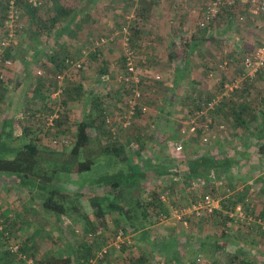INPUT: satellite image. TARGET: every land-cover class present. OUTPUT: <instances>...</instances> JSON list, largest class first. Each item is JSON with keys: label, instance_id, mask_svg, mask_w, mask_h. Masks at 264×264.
Listing matches in <instances>:
<instances>
[{"label": "rangeland", "instance_id": "1", "mask_svg": "<svg viewBox=\"0 0 264 264\" xmlns=\"http://www.w3.org/2000/svg\"><path fill=\"white\" fill-rule=\"evenodd\" d=\"M59 1L62 5L69 7L74 13L72 16L74 22L71 30L75 32V35L73 38L68 36L63 37V41H66V44L72 47V53L77 52L78 56H76L75 63L80 62L83 67L81 72L74 74L72 77H66L63 86L80 83L85 93L84 96H76L74 93L75 100L73 102L70 101L68 108L65 109V124L62 128L64 137L59 139L68 141L65 148L70 145V141L76 134V125L87 113L89 106L86 105H90V92L94 90L96 95H101L104 98L106 115L110 119L112 131H116L117 138L120 142L124 145L134 143V146H130V153L136 151L141 142H145V147L146 145L150 147L147 148L149 149L147 159L157 157L156 160L161 161L165 157H172V159H176L175 162L177 164H182L185 161H190L188 159L195 158L196 162L200 164L204 161L203 159L206 158V155L212 151L208 146L212 143L213 136L219 137L224 142V147L229 151H240L236 143H244V141L235 137L232 125L230 123V125H227L224 117L216 115L215 110L209 112L215 124L214 126L218 127L223 124L226 127V133L215 128L212 130V139L208 145L204 146L199 142L200 140L194 143L190 141L185 143L182 153L178 154L174 152L173 148L175 143L180 142L182 139L180 137V130L184 128V121L189 119L187 112L191 102H193V96L195 97L196 94L194 95L191 92L194 89L193 84L186 86L184 81L180 84L178 94H172L171 85L175 82L173 71L179 66L178 63L180 64V61L183 60L187 45L193 42L197 44V47L189 54L190 64L187 72L189 75V84L195 81L196 78V81L201 84V88L212 92L218 91L219 85L223 81L224 84L230 83L238 85L239 83L237 81L241 74V67L239 65H230L226 72H216L215 70L212 77L210 76L211 72H209L208 76L206 75L204 66L205 68L215 67V65L225 58H232L237 63L242 58L253 56L256 53V49L264 41V16L261 18H250L246 11V6L239 4L234 9L223 8L215 23L201 31L199 22L208 0H135L134 2L136 3L133 2L132 8L130 7L132 5L130 0ZM52 3L53 0L45 1L39 12L42 17L53 16L55 14ZM142 7L146 10L149 9L148 14L144 18H139L136 10H142ZM25 10L26 7L23 6V19L27 23ZM239 17H244V21L241 22ZM136 22H138L137 25L134 24ZM124 26L130 29L136 26L138 30L142 31L140 37H131V41H133V43L131 42V46L134 55L133 66L136 72L135 78L139 79V83L141 82L138 85L140 91L142 90L140 102L148 107L147 112L142 113L141 110L137 111V114L131 119L132 124L129 128L120 127L123 117L129 109L127 104L131 97L130 89L133 87L130 83L124 81L127 69L124 63L125 56L122 46V35L120 33ZM29 27L30 24L28 22L27 28L29 29ZM129 32L131 36L134 34L133 31L131 32L129 30ZM2 33V28H0V38ZM22 36L20 37L18 35L14 40L13 55L10 56L13 61V67L6 71V81L3 83L5 86L9 85L8 92H11V94L18 93L17 100L15 99L10 112L12 114L17 112V115H19L23 111H30L34 117L39 114L37 117L42 119L33 118L29 120L26 124V132H34L37 128L42 129L44 136L41 144L44 147L61 151L64 147L53 144L55 139L52 134L56 131L51 132L47 129L50 126L47 116L59 110L61 97L56 96V98H53L55 97V92H50V88H44L47 89L45 91L38 88L36 72L38 70L43 71V73L49 72L51 80H54V76L48 67L45 69L43 66L46 62L33 61L30 44L25 38L26 36L23 38ZM102 39L106 42L97 46ZM48 40L47 44L41 45V47L46 46L47 52L54 45L52 37ZM133 44H135L134 47ZM98 51L101 52L100 57L93 58L92 54ZM24 59L30 62V64L26 65ZM102 69L107 71L106 77L108 78L104 85L100 81ZM261 77L253 83L254 86L252 87L254 89L256 88L260 93H264V72ZM242 83L239 84V88L236 91L240 89ZM252 87L250 88L251 92ZM260 87H262V90H260ZM17 88L20 89L17 91ZM36 91H41V93L39 94ZM44 93H46V97L51 96V103L45 104L42 100ZM260 93L255 92L254 98L260 107L264 108V100L261 101L259 98ZM27 99H30V103L35 105L34 108L27 109ZM169 99L172 104H168L167 101ZM3 106L0 105V109ZM90 134L93 136L95 132L92 130ZM31 138H35V135L28 136V139ZM197 148L200 149L199 155L194 154ZM251 152V156H255L253 154L255 152L254 148ZM233 154V157L239 155V153ZM255 161L256 159L254 158L250 160L253 163ZM253 163L252 166L254 165ZM261 167L264 168V165L262 164ZM111 170L101 169L97 165L91 173L82 176L74 174L69 179L65 176L66 174H61L59 179L62 182L69 179L65 186L62 185V190L70 195H75L76 193H81L82 195H103L104 192L102 189H97L89 183L85 186L83 184L85 180L91 179L92 177L95 178L96 175L98 176V174L105 171L111 172ZM180 171L183 173L186 170H181L180 168ZM257 171L258 169H250L249 167L246 169L241 168L239 172L236 170L235 173L233 172L235 176L230 175L224 182L215 180L216 182L213 185L202 184L195 188L189 185L185 186V184L183 186L179 182L175 183L176 181L170 180L171 177H163L157 185H154L151 181L143 180L142 182H145L143 186L146 190L145 193H151L155 190L167 195V204L169 209H172L173 207H188L207 193L219 195L222 202L232 198L238 201V193H242L245 190L243 188V190L237 191V187L243 185L244 181H246L244 184H248L256 176L255 173ZM263 186L260 185L259 180H256L255 184L247 189V198L253 200V202L259 201L264 195ZM261 187L263 188L260 190ZM6 193L7 198H11L9 201L11 204L9 205L13 206L14 209H12L13 214L10 218L5 217L0 212V223L8 225L7 229L13 233L14 237L12 239H5L3 234L0 233V237L4 243L3 246L5 247L4 251L9 249L10 245L15 246L18 244L20 246L22 243L25 244L23 241L28 240L29 236H34L33 227H37L38 229L41 227L34 218L35 213L40 212L38 198H36L34 193H30L27 189L18 185L15 186V189L6 190ZM3 196H5L4 193ZM82 202L84 208L81 212H79V209H76L75 214L70 216L69 223L67 219L64 222V225L73 226L71 229L75 230V233H70L72 235L70 239L75 245L86 240L87 232L85 229L87 221L82 218L83 211L84 213H88L86 214L88 215V220L94 224V227H98L90 209L83 200ZM238 204L242 205L246 203H244V200H240ZM242 207L244 211V206L242 205ZM234 213L235 211L228 215L231 223L227 224L228 233L223 237L220 236L223 233L220 229L218 233L220 237L217 235V226L215 227L212 223H203L200 225L199 221L196 220L191 222L192 224L189 226L187 225V228L177 220H171L168 224L161 225L159 230L157 228L150 229L152 231L151 234L158 238L156 241L158 243L157 245L165 241V235L176 237L179 243L175 252L170 251L163 258L159 259V261H162L160 263L174 264V259H182L185 264H192L193 262L195 264H229L230 256L238 249H242L251 256V259L255 263L263 264L264 230L262 228H264V223H259L260 209L255 207L252 213L248 214L244 212L245 218L241 221L236 219ZM107 219L108 226L105 232V239L111 236V231H113L112 223L115 221L113 216H108ZM51 221L53 224L48 223L44 233L37 234L36 242L38 246H36V252L39 255L49 248L50 250L53 249V255L57 253L56 256L54 255V264L58 260V264H65V258L63 256L68 251L67 243L69 242L70 234L65 231L62 235L61 243L55 242L59 236V231L56 230L59 225L54 222V219ZM187 238H190L194 243L192 248L183 246ZM213 239L226 240L228 244L227 249L218 252H197L196 246L199 244L198 240L211 241ZM131 240L133 242V238ZM148 250L149 244L142 243L140 248L134 249L133 256L139 257L141 253L147 252ZM113 253L117 252L111 251L109 257ZM22 259H24L22 264H28L29 258L23 257ZM93 260L94 263L99 262V260H96V262L95 259ZM103 260H105V257ZM102 264H106V260Z\"/></svg>", "mask_w": 264, "mask_h": 264}, {"label": "trees", "instance_id": "2", "mask_svg": "<svg viewBox=\"0 0 264 264\" xmlns=\"http://www.w3.org/2000/svg\"><path fill=\"white\" fill-rule=\"evenodd\" d=\"M134 1L135 0H130L132 4L130 5L131 8L133 7ZM52 4L55 14L48 17L41 16L39 13L41 8L33 9L27 4L23 5L26 7L25 13L27 14V23L29 22L30 27L28 29L26 23L25 29L19 32L18 35L20 37L23 34L26 36L25 38L31 47L30 50L33 61L46 62L43 66L45 69L48 67L54 76V80H51L49 72L44 73L43 77H38L36 75L38 77V88L43 89V91L47 90L44 88H50V92L54 93L59 88L57 76L63 75L65 80L66 77H72L74 74L81 72L82 69L73 67L72 64L76 62V56H78V54L77 52L72 53V47L66 44V41H63V37L68 36L73 38L75 35V32L71 30V26L74 22L72 17L74 13L69 7L62 5L59 0H53ZM148 10L149 9L146 10L144 7H142V10L137 9L136 12L138 17L144 18L145 15L148 14ZM88 18L90 19V17ZM2 20L3 16L1 14L0 28H2ZM137 23L138 22L134 24L137 25ZM129 30L134 32L132 36L130 34V40L131 37L138 38L142 35V31L138 30L136 26H133L131 29L129 28ZM202 30L203 29H201V31ZM24 36H22V38ZM50 37L53 38L54 45L47 52L46 46L41 47V45L47 44ZM131 42L133 43V41ZM131 42L130 46L132 45ZM134 45L135 44H133V47ZM196 47L197 44L193 42L187 45L183 60L180 61V64L178 63L179 66L173 71L175 82L171 85L172 94L177 95L180 91L181 82L184 81L186 86L193 84L194 89H192L191 92L196 95L195 97L193 96V102H191L189 106L187 112L188 118L195 116L201 111L202 104L211 101L224 92V81L220 83L219 90L215 91L216 93L201 88V84L196 81V78L195 81L189 84V75L187 74L190 64L189 54L194 51ZM99 52L100 51L92 54V57H100L101 52ZM171 59L173 60L172 56ZM243 59L244 58L237 63L233 60L230 65L235 64L241 67ZM24 62L26 65L30 64L26 59H24ZM125 62L126 59L124 58V63ZM216 66L217 65L208 68L204 66L206 75L208 76L209 72H214ZM240 71V75H242L243 69L240 68ZM101 73L102 76L100 81L102 82L103 77L107 75V71L102 69ZM260 74H262V71L257 75L259 76ZM251 85L252 84L248 81H245L238 91H235L230 98H226V100L220 103L216 109V115L224 117L225 121H229L228 124L230 123L234 130L244 128V130L250 131L254 122L260 119L259 126L255 133V140L259 142V157L264 158V111L256 115V110L253 105L247 103L249 102L248 96L251 94L249 88ZM36 92L39 94L41 93V91ZM74 93L76 96L85 95L82 84H67L63 86L61 105L58 111L59 119L54 121V127L47 128L51 132L56 131L52 134L54 139L58 141V144L55 145L64 147L63 150L57 151L44 147L41 144L44 131L40 128H37L34 132L27 131L22 139L28 141L22 146L11 148L12 132L5 130V142H0V175L9 174L17 177L20 181V186L27 189L30 193H34L36 198H38L37 201L40 206L39 211L41 212H36L34 216L35 221L41 226L38 229V233H44L46 230L45 228L48 226L47 224H51V220L54 219V222L59 225L58 228H56V230L59 231V236L55 241L59 242V244L61 243L60 241L62 240L63 233L66 231V233L70 234V231L73 230L71 229L73 226L64 225V222L67 219L69 223V218L72 214H75L76 209H79V212H81L84 208L82 200L90 209L98 227L105 228V232L108 226V216L116 217V215H118L119 218L112 223L113 231H111V236L105 239L104 235V237H101L94 244L90 245L87 240V235L98 227H94V224L88 220V215H86L88 213H84L83 211L82 218L87 221L85 229L87 232L86 240L80 242L78 245L74 244L73 247H70L72 249L73 260H64L65 264H90V261L96 258L97 253L108 246V242L111 239H116L121 229L125 232H128L127 229L131 230L133 235L134 233L135 235L139 234L144 242H148L149 250L141 253L139 257H134L133 251L137 248V245L134 243V240L131 244L125 242L120 245L119 249L115 246L108 247V253L105 256L106 261L108 259L107 256L116 248L117 250H121L122 253L128 252L129 260L127 262L130 264H161L159 259L170 251L175 252L179 243L176 237H169L165 238V241H162V246L160 244L157 245L158 243H156V241L158 238L150 233V229L146 232L143 231L148 227L156 226L160 222L162 213L168 214L170 212L168 204L161 201L162 193L155 190L151 193H145L146 190L142 186V181L145 180L144 178L146 176L141 171L145 170L146 165H149V168L155 166V164L148 163L143 158V152L146 148L145 142H141L139 148L134 151V153H130V146L132 143L129 145L122 144L117 138L116 133H113L111 125L108 122L110 119H108L106 115L104 98L101 97V95H96L93 90L90 92V105H86L89 106V109L82 120L76 125V134L70 141V145L65 148L66 144H61L64 139H59L64 137V131L62 130L65 124L64 117H66L64 113L66 112L65 109L68 108L69 102L75 100ZM50 97H46V93H44L42 100L45 104L52 102ZM0 101H2L1 97ZM167 102L168 104H172L170 99ZM50 115L51 113L48 116ZM33 118L42 119L38 118L37 115L35 117L33 116ZM8 126H12V124L9 123ZM43 127L45 128V126ZM92 130L95 132L93 136L90 134ZM29 135H35V138L28 139ZM115 135L116 137H114ZM229 154V152L222 153L220 159L212 157L204 160L200 164L196 161H188V163H185L187 165L189 164L188 171L185 172V181H188L187 178L198 179L202 177L205 178V182H207L208 176H211L212 173H215L217 181H219L223 175H225L226 178L229 177L236 162L228 158ZM161 161L165 164H173L176 159L165 157ZM97 165H99L101 169L112 170L111 172L105 171L98 174L95 178L92 177L91 179H87L84 184L87 185L89 183L97 189H102L104 192L103 195H82L81 193L70 195L63 192L62 187L66 185V182L69 181L72 175L82 176L89 174ZM141 166L145 167L141 168ZM166 173L167 171H163L162 173L158 172L157 175ZM61 174H66L65 176L69 179L62 182L59 179ZM172 174V176H176V174ZM144 193L145 195H143ZM241 199L240 196L238 201L237 199L233 200V198L227 199L222 202V209L220 211H216L211 215H205L201 219L187 218L186 221L188 222V226L192 224L191 222L196 220L199 221L200 225L203 223L214 224L215 222H220V225H216L218 230L221 226L227 229V224L231 223V219H229L228 215L235 211ZM91 228L93 229L91 230ZM140 231L143 232L137 233ZM71 233H75V230ZM218 233L217 235L219 236ZM9 234V238L12 239L14 237L13 233L9 231ZM220 236H226V232L223 231ZM30 241L29 239L23 241L25 244L22 243L16 253L11 252L10 249H6L4 252V257H7L4 260L5 264H14L15 262L21 264L24 261V259H22L23 257L31 259L34 262L33 264H49L50 262L54 264L53 261L55 257H52L53 249L46 250L38 255V252H36L38 243L30 244ZM198 241L199 244L196 246L197 252L225 251L228 247L226 240L221 241L214 239L212 242L207 240ZM193 245L194 243L190 238H187L183 246L192 248ZM111 247H114V249ZM105 260H99L98 263H103ZM58 261L56 264H58ZM174 264L185 263H183L182 259H174ZM192 264L195 263L193 262ZM229 264L257 263L251 259V256H249L247 252L238 249L230 256Z\"/></svg>", "mask_w": 264, "mask_h": 264}, {"label": "built area", "instance_id": "3", "mask_svg": "<svg viewBox=\"0 0 264 264\" xmlns=\"http://www.w3.org/2000/svg\"><path fill=\"white\" fill-rule=\"evenodd\" d=\"M46 0H0V15L2 14V36L0 38V83L6 81V71L13 67V61L10 56L13 55V43L17 38L18 33L21 32L26 27L25 20L23 19V5L27 4L33 9H40L43 7ZM244 4L246 6V11L251 18H259L264 16V0H209L206 8L202 13V18L199 22L201 29H206L209 25L213 24L217 17L221 14L222 9L225 7L234 9L237 5ZM244 17H239L241 22L244 21ZM122 35V46L124 49V56L126 59L125 65L127 69L126 77L124 81L130 83L133 87L130 89L131 97L128 100V110L127 114L123 117L121 122L122 128H129L132 124L131 119L137 114L138 110L141 112H147L148 107L140 102L142 98V90L138 86L139 79L135 78L136 72L133 66V50L130 46V32L128 27H123L121 30ZM106 41L102 39L97 46L104 44ZM227 52V51H225ZM233 62V59H223L216 66V72H226L229 65ZM73 67L76 69H82V64L80 62L73 63ZM241 68L243 69L242 75H240L239 84L248 81L253 82L259 72L264 71V41L261 43L257 52L253 56L245 57L241 63ZM38 77L44 76L43 71L38 70L36 72ZM213 76V72L210 73ZM136 79V80H135ZM108 80L107 77H103L102 83ZM135 80V81H134ZM58 90L55 92V97H61L63 93V83L64 76H57ZM239 84H224V92L222 95L215 97L211 101L202 104L201 111H199L195 116L190 117L188 120L184 121V128L180 130V137L182 138L180 142L175 143L174 152L180 154L184 150L186 142H192L195 138H198L200 142L206 146L210 143L212 139V130L217 128L221 132L226 133V127L221 124L218 127L214 126L213 119L210 117L209 112L215 111L224 98H230L231 95L239 88ZM59 110H56L48 116L49 127H54V121L59 119ZM110 124V120L108 121ZM116 133L115 130H113ZM68 141L63 140L61 144H67ZM53 144H58V141L54 140ZM134 143L131 144V147ZM212 178L215 179V173H212ZM193 183V182H192ZM195 184V183H194ZM161 201L164 203L168 202L167 195L161 196ZM222 205V199L219 195H212L207 193L203 195L200 199L196 200L188 207H173L170 209L168 214H161L160 223H167L171 220H177L180 223H184L187 227V218H197L201 219L205 215L214 214L216 211L220 210ZM235 217L237 220H243L244 211L241 204H238L235 209ZM233 216V215H232ZM0 233L3 234L5 239H9V230L3 223H0ZM105 231L103 228L98 227L91 231L87 235V240L90 245L94 244L101 237H104ZM132 234L125 232L124 230H119L115 240H110L108 246L99 251L96 255V260H102L108 253V247L115 246L118 249L121 244L127 242L131 244ZM20 246L17 244L15 246L9 247L11 252H17ZM25 258V257H24ZM29 262L33 264L34 262L29 259ZM94 260L91 261V264Z\"/></svg>", "mask_w": 264, "mask_h": 264}, {"label": "crops", "instance_id": "4", "mask_svg": "<svg viewBox=\"0 0 264 264\" xmlns=\"http://www.w3.org/2000/svg\"><path fill=\"white\" fill-rule=\"evenodd\" d=\"M84 6L85 5H83V7ZM85 8H86V6H85ZM225 8H228V7H225ZM228 9H231V8H228ZM261 17H259V18H261ZM257 50L258 49H256L255 52H257ZM261 75L262 74H260L259 76L257 75L258 77L256 76L254 81L250 82V84H252V85L249 86V88L254 86L253 83L258 78H262ZM259 80H261V79H259ZM0 85H1L0 86V97L2 99V101H0V105H4L3 108L0 109V142H5V140H4V137L6 136L5 135V130L11 131L12 132V140H11L12 142H11L10 146H11V148H17L19 146H22L24 143H26V141L24 139H22V137L26 135V129H27V127H26L27 125L26 124H27V122L29 120L33 119V117H32L33 113H31L30 111H28V112L27 111L26 112L23 111V113L19 114V115H17L18 114L17 112H14V114H12L10 112L11 109H12L11 107H13L15 99L17 100V94L18 93L17 94L16 93L11 94V92H8L9 91V85L5 86V84H3V83L0 84ZM256 86H257V84H256ZM261 88L262 87H260V90H262ZM18 89H20V88H17V91H18ZM255 92H259L260 93V91H258L256 88L254 89L252 87V92L248 96V101L249 102H247V103H251L253 105V107L256 110V115H257V114H261V112L264 111V108L263 107L261 108L259 103L255 100V98H254V93ZM259 98H260L261 101H263L264 100V93H260ZM27 100H28L27 101L28 102L27 109L28 108H34L35 105L33 103H30L31 102L30 99H27ZM15 110H16V108H15ZM9 123H11L12 126H8ZM226 123H227V125H229L228 121H226ZM259 123H260V119H258L257 122H254V124L251 126V130L250 131L244 130V128H240V129L234 130V132L237 134V135L235 134V137H238V138H240V139H242L244 141V143H238V142L236 143L237 144L236 146H238V149L240 151H231V150L229 151L227 148L224 147V142H222L219 137L213 136V139L211 141L212 143H210V146H208L212 151H210V153H208L206 155V158H204L203 160H206V159L212 158V157H214L216 159H220L222 157L221 156L222 153L229 152L230 154H229L228 158L231 159V160L236 161L235 162V166H233L231 175L235 176V174H234L235 170L239 172L241 168L242 169H244V168L246 169V168L249 167L250 169H258L257 173H255L256 176L253 179H251L248 182V184H244L246 182V181H244L243 185L237 187V191H241V190H243V188L245 190L242 193L241 192L238 193L239 196L242 198L241 200H244V203H246V204H242L244 206V212L245 213L247 212L249 214V213H252L254 211L255 207L259 208L260 209L259 223H264V195L262 196V198L259 201H254V202H253V200L247 198V189L249 187L251 188V186L253 184H255L256 180H259L260 185H262V186L264 185V181H263L264 180V168L261 167L262 164L264 165V158L259 157V154H258V144H259V142L257 140H255V133H256V130H257L258 126H259ZM13 140H15V141H13ZM197 140H199V139L195 138L194 141H192V142L194 143ZM242 140H240V141H242ZM147 146H146V148H150V147H147ZM146 148L144 149V152H143V155H144L143 158L148 163L155 164V166L153 168H149V165H146V167L145 166H141V168L145 167V170H142L141 172L146 176L144 179L146 181H151V183H153L154 185H157L159 183V181L163 179V177L164 178L171 177L170 180L176 181L175 183L179 182V184H181L183 186L185 184V186L189 185L190 187L192 186V188L193 187L194 188L198 187V186H200L202 184L203 185H207V184H212L213 185L216 182L215 180H217L216 178L213 179L212 178V174H211V176H208V180L209 181L207 180V182H205L206 179L202 178V177H200L198 179H189V178H187L188 181L186 182L185 181V179H186L185 178V172L188 171V165L189 164L187 165L185 163H188V162L185 161V162H183L184 164L183 163L182 164H179V163L177 164V162H175L173 164H165L162 161L156 160L157 157L156 158L153 157V158L147 159V153H149V151H148L149 149H146ZM253 148L255 149V152L253 153V154H255V156L254 155L251 156L252 155L251 150ZM132 153H134V152H132ZM233 153H239V155L233 157L234 156ZM194 154L195 155L196 154L199 155L200 154V149L197 148V151H195ZM251 158L256 159V161L254 163L250 162ZM188 160L196 161L195 158L188 159ZM252 163L254 164L253 166H252ZM180 168H181V170H186V171H183V173H181ZM259 170H260V172H259ZM163 171H167V173L166 174H162V175L161 174L157 175L158 172L162 173ZM172 173L176 174V176H172L173 175ZM251 175H252V172H251ZM224 180H226V176L225 175H223L219 179V182H224ZM84 183H85V181H84ZM16 185L20 186V181L18 180L17 177H15L13 175H9V174L0 175V212L5 217L6 216L9 217V218L12 217V214H13L12 213V209H14L13 206L9 205V204H11L9 202L11 198L10 199L7 198L6 190L15 189ZM85 185L86 184H83V186H85ZM144 185H145V182H142V186H144ZM248 185H250V186H248ZM263 187H261L260 190ZM2 192L5 194V196H3ZM258 197H260V196H258ZM113 218H114V220H117L119 217H118V215H116V217L113 216ZM9 221H13V220H9ZM168 223L169 222H167V224ZM163 224H165V223H160L159 222L156 226L148 227V228H146L143 231L146 232V231H148L151 228L152 229L157 228L159 230V228H161L160 226L163 225ZM218 224L220 225L221 223L220 222L219 223L215 222L213 225H215V227H216V225H218ZM182 225H184V223ZM6 226L8 228V225H6ZM259 227H260V225H259ZM219 229L222 232L224 231V232L228 233V228L226 229V227H225L226 230L222 226L219 227ZM262 229L264 230V228H262ZM127 231L132 234L131 230L127 229ZM143 231H140V232H137V233H142ZM38 232H39L38 228L37 227H33L34 236H32V237L29 236L28 237V239L31 240L30 244H32V243L36 244V239H37V236H38L37 235ZM151 232L152 231H150V233ZM218 232H219V230L216 231V233H218ZM132 236H133L132 238L134 240V243L137 245V248H140L142 243H148L146 241L144 242L143 238H141V236L139 234L135 235V233H134V235L132 234ZM71 237H72V235L70 234L69 235V240H68L69 242L67 243L68 251L66 252V254H64L65 256H63L65 258V260H67V261H72L73 260L72 249L70 247H73L74 243L70 239ZM169 237H171V236L165 235V238H169ZM108 238H106V239H108ZM213 240H211V242ZM3 244H4L3 243V239H1V237H0V264H5L4 260L6 259V258H3L4 257V252H5L4 251L5 247L3 246ZM160 245L162 246V243ZM112 249H114V248H112ZM48 250H50V248ZM114 251H116L117 253L111 254L112 255V256L110 255L111 257H109V255H108L107 256L108 259L106 261V264H128V262H127L129 260L128 259V257H129L128 256V252L122 253L121 250H117L116 248H115ZM56 254H54V255L56 256ZM54 255L52 254V257H55ZM91 261H90V263H91ZM16 264H20V263H16ZM25 264H27V263H25ZM28 264H30V262H28ZM93 264H99V263H93ZM100 264H102V263H100Z\"/></svg>", "mask_w": 264, "mask_h": 264}]
</instances>
